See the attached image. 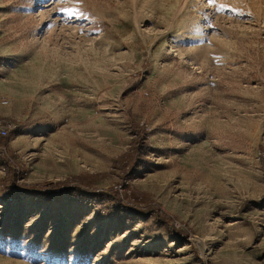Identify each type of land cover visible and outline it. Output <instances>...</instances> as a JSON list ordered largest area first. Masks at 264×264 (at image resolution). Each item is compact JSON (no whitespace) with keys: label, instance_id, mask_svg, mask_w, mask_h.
<instances>
[{"label":"rangeland","instance_id":"rangeland-1","mask_svg":"<svg viewBox=\"0 0 264 264\" xmlns=\"http://www.w3.org/2000/svg\"><path fill=\"white\" fill-rule=\"evenodd\" d=\"M2 99L0 264H264V0H0Z\"/></svg>","mask_w":264,"mask_h":264},{"label":"trees","instance_id":"trees-1","mask_svg":"<svg viewBox=\"0 0 264 264\" xmlns=\"http://www.w3.org/2000/svg\"><path fill=\"white\" fill-rule=\"evenodd\" d=\"M135 129H137L136 131L137 133L135 134V138H136L135 145L137 144L135 148L136 160L133 161V164L131 163V167L128 168L126 174H134L135 171H137L136 170L137 167H140L141 164L144 162L146 156L147 142L145 140V134L144 132L142 133L140 132L141 128L139 129L138 127H135ZM0 162H2V164L4 165L6 177L8 179H11V177H13V174H15L14 170H10L13 169L12 168L13 166L11 165L12 159L8 157V155H5L4 153H0ZM58 197H60L61 199H79V200L85 198L79 194V191L71 188H66ZM91 199L92 202H95L97 207H99L100 209H102V211L108 214L113 212L120 214L127 211L126 207L121 204L118 197H116L113 194H109V195L95 194L91 196Z\"/></svg>","mask_w":264,"mask_h":264},{"label":"built area","instance_id":"built-area-1","mask_svg":"<svg viewBox=\"0 0 264 264\" xmlns=\"http://www.w3.org/2000/svg\"><path fill=\"white\" fill-rule=\"evenodd\" d=\"M9 101L2 99L0 101L1 106H8ZM13 125L10 121L0 118V139H4L7 137L8 133L13 129Z\"/></svg>","mask_w":264,"mask_h":264},{"label":"snow or ice","instance_id":"snow-or-ice-1","mask_svg":"<svg viewBox=\"0 0 264 264\" xmlns=\"http://www.w3.org/2000/svg\"><path fill=\"white\" fill-rule=\"evenodd\" d=\"M61 11H64V12H71L72 10L71 9H62ZM250 15V14H249Z\"/></svg>","mask_w":264,"mask_h":264}]
</instances>
